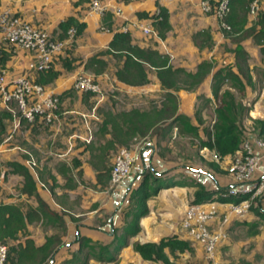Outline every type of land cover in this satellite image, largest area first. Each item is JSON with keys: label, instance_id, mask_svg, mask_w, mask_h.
<instances>
[{"label": "crops", "instance_id": "obj_1", "mask_svg": "<svg viewBox=\"0 0 264 264\" xmlns=\"http://www.w3.org/2000/svg\"><path fill=\"white\" fill-rule=\"evenodd\" d=\"M88 1L0 0V10L8 9L19 14L57 38H63L58 24L67 16L73 15L85 23L83 31L71 39L53 59L51 70L56 71L57 76L52 80L44 82L40 72L29 69V63L33 59L31 51L10 43L0 44V66H4L10 76L26 73L32 79L43 82L65 103H71L70 99L76 94L75 104L79 105L84 102L82 96L84 99L91 97L89 92L74 87L78 73L83 70L92 71L85 67L87 59L99 50L107 48L115 31H129L133 44L152 47L162 55H168V62L173 67L195 71L203 58L213 60L214 66L197 88H180L175 92L178 97V112L188 115L194 124L203 121V109L198 115L201 120L195 115L198 96L204 94V105L216 104L217 99L212 92L213 74L231 61V68L236 70L234 54L231 57L228 53L222 54L217 50L218 41L221 39L228 41L233 47L235 43L222 31L215 15L204 13L200 9L199 0H111L112 6L108 11L112 14V24L110 28H104L102 20L105 15L101 17L89 12ZM262 3L261 8H264V1ZM158 5L168 8L171 28L163 38L156 34L147 38L140 24H146L151 18L140 17L137 12L157 13ZM252 23L254 22H250L248 13L246 26ZM205 29L209 30L213 42L211 46L199 49L193 40L194 35ZM241 43L258 63H261V57L264 61L260 45L255 43L252 36L243 38ZM103 58L107 64L99 72L98 80L107 93L114 92L132 98L149 92L159 96L166 91L153 67L148 71V82L133 85L119 80L115 74L122 59L112 54H105ZM109 61L114 63L110 64ZM248 64L251 80L246 84L245 91L251 95L250 83L254 82L255 77L249 60ZM110 67H113V70L107 81L104 76H107L106 71ZM95 96L89 99V102L93 103L89 114L58 116L51 124L40 121L30 123L22 118L16 126L13 115L11 118L3 117L0 157L6 159L10 150L14 156L8 157L6 166L0 161V202L14 203L28 214L27 236L19 234L17 240L10 242H24L26 237H31L36 246H41L48 237L58 236L60 243L56 244V251L49 264H165L162 260L144 259L134 250L133 242L159 241L174 235L187 240L191 249L172 254L169 247H164L171 264H256L255 257L260 254V246L254 249L256 253H242L241 249L245 247L246 242L242 239L232 241L228 234L233 230L238 231L243 225L247 229L245 222L251 220L264 223L258 211H247L240 217L232 218L227 225L226 238L216 246L211 258L207 256L200 242L187 235L180 220L187 204L196 198L197 191L200 190L197 183H202L204 190L210 191L212 196L223 187H214L215 183L219 180L228 184L230 178L228 175L222 176L206 168L190 166L188 163L171 162L166 156L160 155L156 134L151 135L148 132L145 135L147 138L150 136V139L145 140L138 150L132 171L116 187L111 186L110 168L117 148L124 144V136L121 134L123 126L121 117L113 109L117 108V102L107 98V94ZM253 96V106L248 113H259L258 116L264 120V109H260L264 108V93L258 91L253 93ZM1 110L7 109L0 101ZM69 111L73 109L65 112ZM106 120L108 122L104 123ZM91 121L96 126L94 131L91 126L89 128V125H85V122ZM88 129L92 136L90 140H86L83 135ZM14 131L17 141L12 146H7L5 143ZM31 159L34 164L30 163ZM9 161H17L28 167L34 178L33 191L22 190L24 178L20 172L12 169ZM220 166L221 164H217V167ZM150 171H155L154 177L148 178L150 187H155L156 184H159V187L145 200L148 211L137 219L138 230L132 234L125 233L123 227L126 224H134L135 219L133 213L128 211V206L135 203L132 192ZM223 210L224 205L218 203L219 216ZM212 222L216 223L217 218ZM261 231H264V225ZM81 237L87 238V243H82ZM103 248L106 252L102 254L109 257L100 259L99 252L104 250Z\"/></svg>", "mask_w": 264, "mask_h": 264}, {"label": "trees", "instance_id": "obj_2", "mask_svg": "<svg viewBox=\"0 0 264 264\" xmlns=\"http://www.w3.org/2000/svg\"><path fill=\"white\" fill-rule=\"evenodd\" d=\"M249 8L250 0H230V10L225 16V20L230 24V29L223 28V30L225 35L235 43L233 51L236 70L227 68L222 72L223 69H218L213 74L214 81L212 82V92L217 99L214 108L215 118L210 127L209 125L203 126L202 137L199 135L198 125L194 124L188 115L178 112V97L175 92L180 88L194 89V87L200 84L211 69V65L208 61L204 60L199 62L194 72L187 71L178 66L173 67L167 62V56L162 55L157 49L152 47H140L133 44L129 31H115L108 47L99 50L87 59L85 65L86 69H96L97 72L102 71L106 67L107 63L103 55L112 54L122 59L123 61L121 65L116 68L115 74L119 80L133 85L145 83L148 79L147 66L153 67L156 70V74L162 86L166 88L164 98L161 101L162 107L154 109L153 115L145 113L148 111L139 110L137 108H131L119 114L122 121L121 125L123 126L121 134L124 136V143L126 137L130 138L135 134L146 135L149 132L151 135L156 134L157 144H160L163 137L166 136L167 133H170L174 126H180L181 131L199 137L201 147L213 149L219 156H225L226 154L234 153L240 149V143L244 136L240 124L242 114L247 110V107H242V105L236 101L234 93L230 89L221 90V86L225 79L229 78L233 87L239 92H244L246 84L251 80L248 64L249 53L241 44L243 38L252 36L255 43L260 45V50L264 55V8H260L258 11L256 21L250 26H246ZM137 14L140 17L145 16L151 18V22L157 30V35L162 38L165 37L166 32L171 28L169 10L163 5H158L157 13L148 14L147 12L138 11ZM104 15V19L102 20L103 26L104 28H110L112 24V14L107 11ZM70 26H75L77 34H79L83 31L85 23L79 21L73 15L67 16L58 24L61 30V37L66 35L67 29ZM200 35L204 36V41L210 40V33L207 30L199 31L194 35V40L197 45L200 44L199 40L197 42ZM51 68L52 67L45 71H40V75L43 76L44 82L52 80L57 76V72L52 71ZM181 75L187 78V82L184 83V85H181V80L184 79ZM40 83L43 84V82ZM200 110L201 109L196 110V117H198ZM11 116L12 114L8 110L0 111V133L3 130V117L11 118ZM199 120H201V118H199ZM106 122L108 121H104V123ZM256 122L260 125L259 133L264 136V120L256 119ZM149 129H151V131ZM8 164L14 171L22 174L24 178L22 190L26 192L33 191L34 178L28 167L17 161H9ZM153 174H155V171H150V173L147 172L140 185L132 192L135 203L128 206V211L133 213L132 215L136 220L133 219L134 224H126L123 227L125 233H135L138 230V226L136 225L137 219L148 211L145 200L150 194L155 193L157 187H159V184H156L155 187H150L148 178L150 176L154 177ZM197 186H199L200 190L197 191L196 198L192 201L203 200L211 196L210 191L206 192V190H204L202 183H197ZM219 190L224 192L226 187H221ZM242 197L243 196L234 197L223 195L220 199L223 201H238ZM40 202L43 203L41 199ZM41 210L43 211L42 208ZM255 210L259 212L264 220V210L258 208ZM26 218H28V214L24 213L18 205L0 202V242L6 245L10 240H17L19 234L21 236H27ZM81 240L82 243H87L88 241L85 237H81ZM58 243H60V238L55 235L48 237L46 242L41 246H36L31 237H26L24 242L19 241L14 244L10 243L8 246L9 248H7L11 261H8V264H49L50 259L56 251V244ZM166 246L169 247L172 254H175L177 251L182 252L191 249V245L187 240L178 238L174 235L161 238L159 241L133 242L134 250L144 259L162 260L165 264H171L168 260V256L164 252V247ZM105 252V249L99 252L98 258L109 257V255L102 254ZM5 264H7V262Z\"/></svg>", "mask_w": 264, "mask_h": 264}, {"label": "built area", "instance_id": "obj_3", "mask_svg": "<svg viewBox=\"0 0 264 264\" xmlns=\"http://www.w3.org/2000/svg\"><path fill=\"white\" fill-rule=\"evenodd\" d=\"M263 1L250 0L249 13H258ZM199 5L203 11L215 15L222 29H230V24L225 20L230 10V0H200ZM111 6V0H90L88 10L102 16L111 9ZM140 26L145 34L155 35L156 31L151 28V21ZM76 34V27L70 26L65 37L57 38L45 28L33 25L19 14L8 9L0 10L1 40L31 51L33 59L29 63V69L35 72L49 69L54 56L62 51ZM74 87L83 92L102 95V87L88 74H78ZM0 101L13 115L16 126L22 118L28 122L40 121L48 124L59 116V95L26 73L9 78L6 71L0 68ZM91 137L89 134L84 138L90 140ZM237 152L226 167L230 178L226 190L224 192L219 190L220 194L215 192L207 199L189 202L180 220L187 235L192 240L200 242L210 258L213 257L216 246L227 236V221L242 216L250 209L254 198L264 195V136L259 133L248 134ZM135 160V153L127 148H121L116 152L110 169L112 187H116L130 174ZM29 161L34 164L32 159ZM223 195L243 197L238 201H223L220 199ZM218 203L224 205L222 217L218 215ZM215 218L217 226L212 227L211 222ZM7 257L8 248L0 242V264H5Z\"/></svg>", "mask_w": 264, "mask_h": 264}, {"label": "rangeland", "instance_id": "obj_4", "mask_svg": "<svg viewBox=\"0 0 264 264\" xmlns=\"http://www.w3.org/2000/svg\"><path fill=\"white\" fill-rule=\"evenodd\" d=\"M212 1H214V0H212ZM199 2H200V0H199ZM89 3H90V0L88 1V4ZM203 12L211 14V12H205V11H203ZM257 14H258L257 12L255 14L249 13L250 22H255L256 21ZM103 15L101 17H103ZM151 28L154 31H156L155 34L157 35V30L155 29V27L152 24V22H151ZM205 30H207L209 32L208 29H205ZM222 31H224V30L222 29ZM77 36L78 35H76L74 38H76ZM153 36H154L153 33L146 34L147 38L153 37ZM203 37H204L203 35H200L198 37V39H197V42L199 40V43H200L198 45L199 49H202L204 46H211V44L213 42V39L211 38V36H210V40H205V41L203 40ZM209 41H210V43H209ZM3 43H8V42H6L4 40L0 41L1 45H3ZM241 44L243 45V43H241ZM218 47L219 48H217V50L222 52V54L225 52V53H228L227 54L228 56L229 55L231 57L233 56V54H234L233 48L235 47V45L233 47L232 45L229 44L228 41L221 39V40L218 41ZM55 56H54V58H55ZM166 56H167V62H168L169 57H168V55H166ZM228 56H227V58H228ZM204 60H206V61H208V63H210L211 68L214 66L213 60H209V59H204L203 58L201 61H204ZM248 60H249V63H251L252 66H253V69H254L253 70V72H254L253 75L255 77L254 82L250 83V88H251L250 89V94L251 95H249L247 90L244 91V92H239L235 87L232 86V84H231L232 82H231V80L229 78L225 79V81L222 83V86H221V89H230L234 93L236 101L239 102L242 105V107H247V110H245L244 113L242 114V120H241V124H240L242 129H243V134H244L242 140L245 139L248 136V134H253L254 135L256 133H259V129H260L259 126L260 125L256 122V119H261V117L258 116L259 113H257V115L256 114L253 115L252 113L249 114L250 113L249 110H250V107L253 106V103H252L253 102V97H254L253 93L258 92V91L264 93V61H263V57H261L259 59V61H261V63L260 62L258 63L257 60L254 58V56L249 54ZM52 63H53V61H52ZM109 63L111 64V63H114V62L113 61H109ZM0 65H1V63H0ZM51 67H52V64H51ZM231 67H232V61L228 62V64L225 65V67H221L219 69H223L222 72H224L225 69L231 68ZM0 68L4 69L6 71V73L8 74V72H7L8 70L4 66H0ZM112 68L113 67H110L108 69V71H106L107 72V76L106 75L104 76V78L107 81H109L110 75H111L112 70H113ZM147 68H148V71H149L150 67L147 66ZM83 71L78 73V74H81V73L88 74L96 82H98L100 84V86H101V83L98 80L100 78V77H98L99 72H97L96 69L92 70V71H88V70L87 71L83 70ZM191 72H194V71H191ZM100 74H102V73H100ZM8 76H9V78L14 77L13 75L10 76L9 74H8ZM182 77H184V75ZM149 79H150V77L148 76V79H147L146 82H148ZM186 82H187V78L185 76L184 79L181 80V85H184V83H186ZM198 86H199V84L196 87H194V89L197 88ZM101 89H102L101 93L104 94V95L107 94V98H109L108 96H109L110 92L107 93V91H105L103 87ZM164 93L162 92L158 96V94L155 95V94H152V93L149 92L148 94L142 95L141 97L133 96L132 98H130L128 96L120 95L118 93L115 94L113 92L111 94H114V95L111 96V94H110V98L109 99H111L112 101L115 100L117 102V108L113 107L114 111H116L115 113H117V114H120L122 111L132 107V108H137L139 110L148 111V112H145V113H149V115H153L154 114V112H153L154 109H156V108L158 109V108L162 107L161 101L164 98ZM83 94H85V93H83ZM95 95L99 96L101 94L90 93L91 97H88V96L85 97L84 96L85 99L82 96V100L84 102L80 103L79 105L75 104V101L77 100L76 94H74L72 96V98L70 99L71 103H65L64 100L60 98L59 116H66V115H70V114L76 115V116L81 115V114H83V115L84 114H89V112L92 111V107H93V105H92L93 103L92 102L90 103L89 99L90 98L92 99V96H95ZM204 98H205L204 94L203 93L200 94L198 96V101H197V103L195 105V109L196 110H198V109L202 110L203 109V115H204L203 121H201V122H199V124H197L198 127H199V135H201L200 137L203 136V130H202L203 126L209 125V127H210L211 123L213 122V120L215 118V112H214L215 104L213 103V104L204 105L205 104ZM62 100H63V102H62ZM72 101H74V102H72ZM71 109H73V111H69V113L65 112L66 110H71ZM260 109L263 110L264 108L261 107ZM126 111H128V110H126ZM248 111H249V113H248ZM92 113H94V112H92ZM53 122L54 121H52L51 123H53ZM51 123H49V124H51ZM85 123H86L85 125H89V128L91 126V130L92 131L95 130L96 126L94 125V123L92 121L91 122H85ZM78 130H80V129H78ZM149 130L151 131V129H149ZM244 131L246 133H244ZM82 132H83V130H82ZM6 133H7V131L5 132V134ZM89 134H90L89 129H88V131L86 130L83 133L84 136H87ZM16 135H17L16 131H14L12 133V136L9 138V140L6 141L5 144H7V146H12L13 143H15L17 141V136ZM149 137L147 138V136H145V135H138V134H135L134 136H131L130 138L126 137L125 143L120 145L117 148L116 152L119 149H121V148H127L128 150H131L132 152H134L136 157H137L138 150L142 146V143L145 140L150 139ZM242 140H241V142H242ZM199 142H200L199 137H197V136H195L193 134H188V133H185V132L181 131L180 126H174L172 131L170 133H167L166 136L163 137V140L161 141V143L158 144L159 153L162 156H166L171 162L188 163V164H190V166H193V167L206 168L208 171H210L212 173H219L222 176L228 175L226 167L230 164V162L234 159L235 155L238 152L236 151L234 153H229V154H226V156H219L217 154V152H215L213 149H210L208 147H201ZM240 145H241V143H240ZM115 154H114V156H115ZM214 154H217L218 156L217 157L213 156ZM13 156H14V153L12 152V150H10L8 152V157H13ZM8 157L6 159H3V158L1 159V157H0V161H2L1 164L6 166V162L8 160ZM217 164L218 165L221 164V166L223 168L221 166L220 167L215 166ZM224 182L223 181L220 182L218 180L215 183L214 187H220V186L225 187V186H227V183H224ZM216 193L220 194V191H217ZM260 201L262 203H260ZM188 204H187V206H188ZM257 208L264 210V195H259L256 198H254L252 203H251L250 209L248 211L249 212H251V211L255 212L256 211L255 209H257ZM223 213H224V210L221 213V217H222ZM231 221H232V219L228 220L227 223H226V226ZM245 223L247 224V229H245V227H243L244 226L243 225V226H241L242 228H240L238 231L237 230H233L229 234L227 232V234L229 235V237L231 238L232 241H235V240L240 241L239 239H242V240H244L246 242L245 247L244 248L242 247L243 249H241L242 253H245V254H247L248 252L253 253L254 249L257 246H260V248H261L260 249V254H258V252H257L258 255L255 257V261H256V264H264V234H263L264 231L263 232L261 231V228L263 227L264 223L258 222V220H251L250 222H245ZM234 225L235 224H234V221H233L232 226H234ZM211 226L212 227H216L217 226V222L216 223L211 222ZM10 243L14 244V242H10ZM6 245L8 247L10 244L6 243ZM254 253H256V251H254ZM8 256L9 257H7V261H6L7 264H8V261H11L9 253H8ZM11 256H12V254H11ZM232 256L233 255H230V257H232ZM241 256H243V254H241ZM15 259H14V261H15ZM93 264H95V263L93 262Z\"/></svg>", "mask_w": 264, "mask_h": 264}]
</instances>
